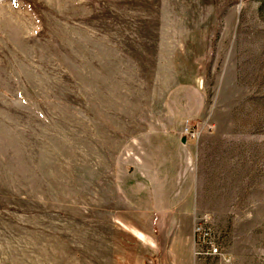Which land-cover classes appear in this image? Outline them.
<instances>
[{"label": "rangeland", "instance_id": "374dc122", "mask_svg": "<svg viewBox=\"0 0 264 264\" xmlns=\"http://www.w3.org/2000/svg\"><path fill=\"white\" fill-rule=\"evenodd\" d=\"M0 264H264V0H0Z\"/></svg>", "mask_w": 264, "mask_h": 264}, {"label": "crops", "instance_id": "0c3cea01", "mask_svg": "<svg viewBox=\"0 0 264 264\" xmlns=\"http://www.w3.org/2000/svg\"><path fill=\"white\" fill-rule=\"evenodd\" d=\"M177 181V190L174 193H171L167 199L170 200V203L166 207H162L161 205H158V200H161L162 197L158 196L156 197V194H151L149 195V201H148V207L143 209L142 211H145L147 213H150L152 215L158 216L160 219L158 221V226L161 224V219L166 217L168 219H172L173 223L176 221V217H181V216H189L190 214L193 213L195 210V206H193L191 203L187 204H181L177 203L175 199H191V201L194 199L192 196V190L189 188L186 191H183L182 188L180 189L179 187L182 186L181 184L185 183L181 181L180 184ZM156 193V192H154ZM162 195V194H161ZM165 198V197H164ZM175 200V201H174Z\"/></svg>", "mask_w": 264, "mask_h": 264}, {"label": "built area", "instance_id": "2783aa9c", "mask_svg": "<svg viewBox=\"0 0 264 264\" xmlns=\"http://www.w3.org/2000/svg\"><path fill=\"white\" fill-rule=\"evenodd\" d=\"M186 132H189V127L186 128ZM208 217L207 215H204V217L201 218V221L199 222V225L196 227V232L198 233V241L199 243L203 242L207 246L208 253L211 254H218L219 248L217 244H215V241L211 240L213 235L211 234V230L208 227Z\"/></svg>", "mask_w": 264, "mask_h": 264}, {"label": "water", "instance_id": "95a60500", "mask_svg": "<svg viewBox=\"0 0 264 264\" xmlns=\"http://www.w3.org/2000/svg\"><path fill=\"white\" fill-rule=\"evenodd\" d=\"M182 141L184 142V141H185V139L183 138V139H182Z\"/></svg>", "mask_w": 264, "mask_h": 264}]
</instances>
